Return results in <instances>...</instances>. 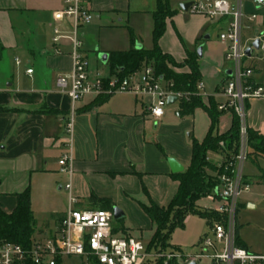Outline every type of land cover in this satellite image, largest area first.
Returning a JSON list of instances; mask_svg holds the SVG:
<instances>
[{
  "label": "crops",
  "instance_id": "obj_1",
  "mask_svg": "<svg viewBox=\"0 0 264 264\" xmlns=\"http://www.w3.org/2000/svg\"><path fill=\"white\" fill-rule=\"evenodd\" d=\"M169 1L175 16L167 21V29H175L181 41L185 39L193 48L186 50L180 59H175L162 49L163 38L160 40V48L178 64L184 63L188 54H197L200 84L204 86L201 100L209 107L212 102L217 109L227 101L223 97V90L231 76V64L225 60L230 45L220 41V35L228 29L231 19L210 20L201 15H191L190 23L194 26L191 35H188V32L176 28V21H183V14L186 12L182 9L177 11L175 5L182 7L197 0ZM223 1L232 6L238 3L237 0ZM64 2L65 0H0V205L5 213L11 214L17 207V196L30 191L36 221L35 241H45L54 236L69 209L100 210L103 203H94L93 198L110 201L113 208L120 209L119 200L122 196L130 198L143 193L148 194L151 200L159 205L149 194L150 192L153 195L148 182L150 176L162 175L161 182L165 185L172 179L174 184L170 183V190L165 189L170 194L168 201H172L178 192L179 183L173 178L176 175L171 172L167 157H173L184 167V172L191 163L192 140L191 145L186 143L184 152H177L167 151V148L162 147L159 144V134L148 138L150 132L153 133L151 129L154 119L150 117L149 112L152 100L134 96L131 101H124L116 99L114 95L104 103H97L98 96H87L78 103L73 147L70 151L66 124L71 113V103L68 96L58 89L57 79L71 73V47L68 44L58 47L61 51L58 54L57 47L52 42L54 14L63 9ZM131 2L132 0H92L89 9L93 16L123 14L129 11ZM242 9L245 14L242 41L247 44L257 35L264 34V7L256 8L252 0H242ZM148 14L151 15L150 12ZM252 15L257 16L254 22L249 20ZM44 17L52 31L51 49L45 48L41 34L38 33ZM211 27L219 30L216 41H213V36L207 35L212 30ZM80 36L82 40L83 36ZM202 40L205 43L201 48L202 56L199 57L200 49L197 47ZM83 53L89 62L88 52L83 49ZM110 54L99 55L103 66L108 63L104 64L101 56L108 55L110 58ZM253 57L254 59L246 60L245 65L253 70L254 83H264V54L257 52ZM17 60L20 61L19 65ZM29 70H33L32 75L27 73ZM89 71L92 79L98 74L92 73L91 69ZM188 71V68H184L180 72ZM210 79L223 80L215 95L206 96L203 81ZM176 103H180L179 99L172 105ZM198 112L204 113L211 125L207 113L203 110H197L193 116L184 118L180 116L179 110L177 116L180 120H187L195 118ZM166 116L165 110L164 118ZM164 118L160 123H164ZM226 118L228 117L222 115L218 121ZM231 120L233 122L234 119ZM248 126L250 130L263 135L264 100L248 104ZM217 133L220 134L219 128ZM206 136L197 139L189 135L191 139L199 142H203ZM155 144L161 147H156ZM70 152L73 158L71 176L62 174L59 166L60 159ZM217 155L221 157L222 163L224 156ZM245 176L250 184L249 177L246 174ZM143 177H146V183ZM68 185H71L70 191L66 190ZM72 199L75 200L74 203L71 202ZM39 200L45 204L46 209L38 206ZM81 200L88 202L82 204ZM171 201L159 206L167 207ZM215 202L220 204L219 201ZM137 204L141 207L140 204L148 202ZM125 219L126 214L120 222ZM114 227L120 229L118 236L143 242L140 234L144 233V230H132L124 224ZM122 228L127 230L126 235L121 231ZM247 251L264 256L252 253L249 249Z\"/></svg>",
  "mask_w": 264,
  "mask_h": 264
},
{
  "label": "built area",
  "instance_id": "obj_2",
  "mask_svg": "<svg viewBox=\"0 0 264 264\" xmlns=\"http://www.w3.org/2000/svg\"><path fill=\"white\" fill-rule=\"evenodd\" d=\"M92 0H65L62 10L54 14L53 44L58 54V47L68 44L71 47L73 61L71 73L57 79V87L66 94L71 103V113L66 124L69 138L68 147H73L76 105L87 96L99 95H132L136 98H150V117L160 121L165 116L170 97L179 98L161 87L163 81L158 78L152 67H145L144 73L137 78L134 74L125 79L102 78L97 74L92 79L89 63L83 53V42L80 30L94 21L89 9ZM236 6L223 0H197L189 9L194 15L206 16L211 20L230 18L228 29L221 33L220 41L230 46L225 60L231 64V76L223 90L225 104L218 107L223 115H230L238 123V152L225 157L224 173L220 177L221 186L210 198L219 201L214 210L222 216L221 223L214 224L194 255L181 253H150L146 245L135 238L121 237L113 233V211L90 210L77 211L69 209L60 221L57 232L45 241H34L31 251L25 252L21 247L6 243L0 246V264H24L27 258L33 264H57V259L75 258L86 264H149L163 259L165 264L175 260L182 264H263L264 256H257L237 246V214L239 201L249 193L244 169L250 160L248 104L256 100H264V83L253 82V70L245 65V61L254 59V53L264 54V34L257 35L249 43L242 41L243 18L242 0ZM256 8L264 7V0H252ZM256 15L249 19L254 22ZM259 41V50H254L252 57L246 56V50ZM17 64L20 61L17 60ZM33 74V70L27 72ZM203 84L198 86V96L203 92ZM264 137V133L262 135ZM226 161V162H225ZM220 165V166H221ZM60 172L73 174L72 154H65L59 161ZM71 190V185L66 187ZM75 202L74 199L71 200Z\"/></svg>",
  "mask_w": 264,
  "mask_h": 264
},
{
  "label": "rangeland",
  "instance_id": "obj_3",
  "mask_svg": "<svg viewBox=\"0 0 264 264\" xmlns=\"http://www.w3.org/2000/svg\"><path fill=\"white\" fill-rule=\"evenodd\" d=\"M130 5L129 11L123 14H94L95 20L80 31L83 36V49L89 55V69H91L92 73L98 72L102 78L110 75L111 66H103L99 61V55L127 52L133 45L135 48L141 46L145 51L152 49L151 33L154 28L153 13L157 10L156 0H132ZM175 9L180 11L181 5H175ZM175 9L173 7V10ZM149 12L151 15L148 14ZM191 15L194 14L191 12L184 13V20L176 21V28L184 30L185 33L188 32V35H191L194 26V24L190 23ZM211 28L212 30L207 35L213 36V41H216L219 30L215 27ZM38 33L41 34L45 48L51 49L52 31L49 29V22L45 17L44 21L39 25ZM207 35H204V37ZM162 40V49L170 53L175 59H180L186 50H192L193 48L185 39L181 41L172 27H168ZM204 43V40H202L198 44V50L203 48ZM145 67L146 65L137 73V78L143 75ZM226 67L228 68V65ZM111 74L114 73L111 72ZM222 80L210 79L203 81L206 88L205 95H215ZM161 87H165L164 84ZM115 98L131 101L134 97L132 95H115ZM165 110L167 116L164 118L163 124L160 123L161 121L152 120L151 130L153 133L150 132L148 138H153L152 135L159 134L161 142H158L162 147L167 148V151L184 152L183 149L186 143L191 145V140H193L189 135L202 139L209 132L211 125L204 113L198 112L195 118L180 120L177 116L180 110V103L167 106ZM225 116L229 119H221L219 125H217L221 135L229 133L233 127L232 117L230 115ZM160 145L155 144L156 147H161ZM167 158L174 159L173 157ZM208 159L216 165L221 163V157L217 154H209ZM262 172H264V158L251 157L244 169V173L250 179V191L241 197L237 214V229L241 241L250 252L260 255H264V183L261 182L259 177ZM162 177V175H154L150 176L148 180L153 192V195L150 192L149 194L159 205L171 201V199L168 201L170 198L168 191L170 190V183L174 184L171 178L169 184L166 183L165 185L164 182L162 184ZM145 178L143 177L144 183H146ZM145 186L146 188L148 187L146 184ZM165 189H168V191L166 192ZM81 202L84 204L88 201L81 200ZM137 202L147 203V196L142 193V195H134L130 198L121 197L119 200L120 209L125 212L126 219L123 222L114 221V226L121 227L124 224L132 230H144V233L141 232L140 236L143 238V243L147 245L152 234L150 231L151 222ZM37 204L42 209L47 208L40 200L39 202L37 201ZM199 205L204 210H216L220 204L207 197ZM210 231V226L205 220L197 216H190L185 222V227L174 232L170 245L174 249L179 248L186 256L194 255L196 254L197 246L206 235L210 234ZM63 264H79V261L75 258H65L63 259Z\"/></svg>",
  "mask_w": 264,
  "mask_h": 264
},
{
  "label": "trees",
  "instance_id": "obj_4",
  "mask_svg": "<svg viewBox=\"0 0 264 264\" xmlns=\"http://www.w3.org/2000/svg\"><path fill=\"white\" fill-rule=\"evenodd\" d=\"M156 1L157 10L153 13L152 49L148 51L138 50L133 45L127 52L111 53L108 65L111 66V72L114 74L110 72L109 78L125 79L137 74L145 65L146 67H153L156 76L163 81L166 89L179 96L180 116L182 118L193 116L197 110H203L211 121L209 132L204 141L192 140L191 163L188 169L182 174L173 176L179 183V188L169 206L157 205L148 194H146L148 204H140L152 223V235L146 245L147 250L150 253L176 252L185 255L179 248H172L170 241L177 229L185 227L187 218L190 216L200 217L208 223L210 229L213 228L214 224L221 223L223 220L222 216L214 210L202 209L199 203L203 199L215 195L221 186L220 177L223 175L226 165L225 163L221 166L216 165L208 159V155L221 154L226 161L235 155L239 146V129L238 123L234 119L233 127L229 133L223 135L217 133L218 120L223 114L218 111V108L216 109L212 102L209 107L198 96L201 75L197 54H188L184 63L178 64L170 55L164 54L161 50L160 40L166 33L167 21L172 19L175 13L170 8L169 0ZM184 68H188L189 71L180 72ZM110 97L99 95L97 103L99 101L104 103ZM249 148L250 158L253 156L264 158V137L256 131L249 130ZM260 180L264 183V172L261 173ZM17 200V207L11 214L5 213L0 205V246L10 243L29 253L36 235V221L32 211L30 191L18 195ZM92 200L103 203L100 210L113 211L110 201L106 202L95 198ZM119 231L120 229L115 228L113 233L117 235ZM121 231L125 235L127 234V230L124 228ZM237 246L248 250L239 237L238 229ZM78 261L79 264H86L83 260ZM24 264H33V262L27 258ZM57 264H63V260L58 258ZM149 264H165V261L160 259ZM169 264H182V261L175 260Z\"/></svg>",
  "mask_w": 264,
  "mask_h": 264
},
{
  "label": "water",
  "instance_id": "obj_5",
  "mask_svg": "<svg viewBox=\"0 0 264 264\" xmlns=\"http://www.w3.org/2000/svg\"><path fill=\"white\" fill-rule=\"evenodd\" d=\"M191 6H192V3L187 4V5H183L181 7V9H182V11L187 13V12H189V9H190ZM259 48H260V43H259V41H256L251 47H249L246 50V52H245L246 56L249 57V58L252 57L254 50H259ZM137 49L141 50L142 48L141 47H137ZM198 54H199V57L202 56V50L201 49L198 51ZM101 60H102V62L104 64H107L108 60H109V56L108 55H103V56H101ZM177 101H178V99L175 98V97H170L168 99L169 105H172L173 103H175ZM168 164H169L171 172L173 174L178 175V174L184 173V167H182L176 160L169 158L168 159ZM113 214H114V219L117 222L118 221L120 222V221H122L125 218L124 212L122 210H120L119 208H117V207L113 208ZM191 264H197V263L194 262V263H191Z\"/></svg>",
  "mask_w": 264,
  "mask_h": 264
}]
</instances>
